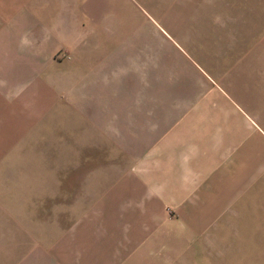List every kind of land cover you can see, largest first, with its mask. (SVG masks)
I'll list each match as a JSON object with an SVG mask.
<instances>
[{
  "label": "crops",
  "instance_id": "obj_1",
  "mask_svg": "<svg viewBox=\"0 0 264 264\" xmlns=\"http://www.w3.org/2000/svg\"><path fill=\"white\" fill-rule=\"evenodd\" d=\"M124 3L0 0L3 70L17 73L4 108L74 117L92 149L120 151L57 175L66 205L26 264H264V15L238 25L243 44L184 48L170 32L149 71L115 70Z\"/></svg>",
  "mask_w": 264,
  "mask_h": 264
},
{
  "label": "rangeland",
  "instance_id": "obj_2",
  "mask_svg": "<svg viewBox=\"0 0 264 264\" xmlns=\"http://www.w3.org/2000/svg\"><path fill=\"white\" fill-rule=\"evenodd\" d=\"M124 2V7L113 6L115 16H124L123 28L119 24L112 36L113 45L124 51L122 63L114 59L115 70L128 63L134 69L144 65L149 71L159 62L158 57L169 54L168 47L175 45L170 32L184 48L186 44L195 49L243 44L242 37H249V33L241 34L238 25L250 24L264 15V0H221L220 4L218 0ZM127 14L129 20L125 19ZM10 56L15 62L25 54ZM56 56L66 57L63 53ZM192 56L206 68L200 53ZM6 58L0 54V87L11 83L15 88L16 70H3ZM6 96L9 100L18 94ZM16 107L11 103L7 110L0 100V264H26L30 255L41 254L42 238H53L59 206L66 205L59 190L68 189L70 184L59 183L57 175L74 176L75 160L120 159V151L92 149L89 125H80L74 117L50 116L28 124L24 112Z\"/></svg>",
  "mask_w": 264,
  "mask_h": 264
}]
</instances>
